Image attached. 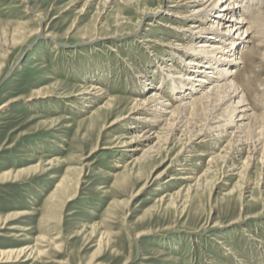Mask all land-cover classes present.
Listing matches in <instances>:
<instances>
[{
	"label": "rangeland",
	"instance_id": "1",
	"mask_svg": "<svg viewBox=\"0 0 264 264\" xmlns=\"http://www.w3.org/2000/svg\"><path fill=\"white\" fill-rule=\"evenodd\" d=\"M160 1L0 0V264H264L263 57L247 95L261 132L241 153L207 133L212 107L178 120L181 141L131 145L149 115L133 101L188 42Z\"/></svg>",
	"mask_w": 264,
	"mask_h": 264
},
{
	"label": "bare ground",
	"instance_id": "2",
	"mask_svg": "<svg viewBox=\"0 0 264 264\" xmlns=\"http://www.w3.org/2000/svg\"><path fill=\"white\" fill-rule=\"evenodd\" d=\"M160 3L162 9H167L169 16L182 24L177 28L170 25L166 27L177 32L176 37L188 42L179 46L170 45L172 54L169 57L180 60L178 68L172 67L163 73L165 76L159 80L161 86H157L151 95L145 99L133 101L135 111L132 114L147 111L149 115L137 118L139 123L136 127L133 126V129L138 131L142 125L146 129L140 133H134L131 145L152 141V139H157L158 143V140L160 142L163 139L162 134L165 131H171L173 136L180 132L182 135L179 136L178 141H181L185 133L183 128L186 126L178 125L181 123H178V120L188 115L193 107L203 113L212 107L214 112L207 123V133L217 132L213 136L215 144L231 136V141L242 148L237 149L238 153H241L249 145L248 137H257L261 132L259 116L256 115L247 95L252 90L253 84L260 86L257 83L258 80L256 81L257 75L253 64L255 59L264 58L261 51L264 46L262 40L264 0H161ZM186 23L188 25L185 26ZM202 39L205 41L197 43ZM230 67L233 69L230 70ZM133 69L135 68L132 67L131 70ZM137 78L144 79L141 81L144 89L152 84L146 81L145 76L138 75ZM167 85H170L169 89L176 104L164 100L167 95L165 93ZM199 88H201L200 92H198ZM100 89L94 86L92 92L88 94L102 96L105 93ZM109 107L110 105H107V108ZM122 121H126V118ZM156 128L161 131L152 133L151 130ZM230 129L231 132H229ZM205 134L200 133L194 139L192 138L185 148L191 147L201 138L206 137ZM164 142L166 143V140ZM157 143L148 148L151 150L149 152H152L159 144ZM135 151H140L139 146ZM214 160L215 158H212L210 162ZM169 168L170 166L166 170ZM164 173L158 175L155 173L151 181L159 180ZM183 179L188 180L191 177ZM13 254L8 250L0 252L4 263L12 262Z\"/></svg>",
	"mask_w": 264,
	"mask_h": 264
}]
</instances>
